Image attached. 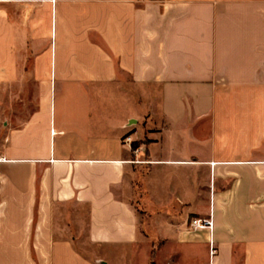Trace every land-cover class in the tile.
Wrapping results in <instances>:
<instances>
[{
    "label": "crops",
    "instance_id": "1",
    "mask_svg": "<svg viewBox=\"0 0 264 264\" xmlns=\"http://www.w3.org/2000/svg\"><path fill=\"white\" fill-rule=\"evenodd\" d=\"M25 78L0 264H264V0H0Z\"/></svg>",
    "mask_w": 264,
    "mask_h": 264
},
{
    "label": "rangeland",
    "instance_id": "2",
    "mask_svg": "<svg viewBox=\"0 0 264 264\" xmlns=\"http://www.w3.org/2000/svg\"><path fill=\"white\" fill-rule=\"evenodd\" d=\"M37 91L38 87L31 78L11 84L0 81V133L3 134L7 127L18 126L27 119L35 108ZM121 264H125V261Z\"/></svg>",
    "mask_w": 264,
    "mask_h": 264
},
{
    "label": "built area",
    "instance_id": "3",
    "mask_svg": "<svg viewBox=\"0 0 264 264\" xmlns=\"http://www.w3.org/2000/svg\"><path fill=\"white\" fill-rule=\"evenodd\" d=\"M131 137H127L126 141H130ZM138 149H135L134 152L138 153ZM133 162H149L148 160H132ZM190 227L193 230H202V229H208L211 233L213 231L214 227V220L212 214H210L208 217H194L190 220ZM217 252L216 247L214 246V243L211 239L210 241V254L213 256Z\"/></svg>",
    "mask_w": 264,
    "mask_h": 264
},
{
    "label": "trees",
    "instance_id": "4",
    "mask_svg": "<svg viewBox=\"0 0 264 264\" xmlns=\"http://www.w3.org/2000/svg\"><path fill=\"white\" fill-rule=\"evenodd\" d=\"M133 147H134V148L137 147V144H134Z\"/></svg>",
    "mask_w": 264,
    "mask_h": 264
}]
</instances>
